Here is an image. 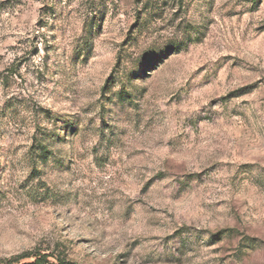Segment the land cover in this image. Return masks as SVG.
Returning a JSON list of instances; mask_svg holds the SVG:
<instances>
[{"label":"rangeland","instance_id":"1","mask_svg":"<svg viewBox=\"0 0 264 264\" xmlns=\"http://www.w3.org/2000/svg\"><path fill=\"white\" fill-rule=\"evenodd\" d=\"M36 255L264 264V0H0V264Z\"/></svg>","mask_w":264,"mask_h":264},{"label":"trees","instance_id":"2","mask_svg":"<svg viewBox=\"0 0 264 264\" xmlns=\"http://www.w3.org/2000/svg\"><path fill=\"white\" fill-rule=\"evenodd\" d=\"M71 131V134L75 135L76 131L73 130V127H67L66 131ZM53 140V137L48 134H41L39 139L36 141L33 149L31 150V160L39 164L46 162V159L50 155L48 150V142ZM33 258V261L27 264H48L46 255H36ZM11 264V263H7ZM60 264V263H59ZM63 264V263H62Z\"/></svg>","mask_w":264,"mask_h":264}]
</instances>
